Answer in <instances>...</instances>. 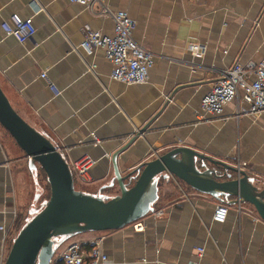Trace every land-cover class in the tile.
<instances>
[{
  "label": "crops",
  "instance_id": "crops-1",
  "mask_svg": "<svg viewBox=\"0 0 264 264\" xmlns=\"http://www.w3.org/2000/svg\"><path fill=\"white\" fill-rule=\"evenodd\" d=\"M100 1L134 19V39L153 54L145 81L112 79L102 49L87 52L80 45L87 28L111 34L110 16L69 0H0V87L68 162L84 154L95 160L80 189L104 197L118 193L111 154L142 127L115 157L122 175L184 145L238 165L253 184L264 186V111L237 113L247 104L235 99L218 115H196L221 69L264 53V0ZM12 13L34 24L24 42L1 27ZM190 43L204 45L203 53L193 56ZM9 138L0 125V264L17 229L43 202L33 195L41 191L38 168L14 140L17 152L7 145ZM157 183L152 210L139 218L142 229L129 223L84 231L59 243L60 249L99 238L107 256L102 264H143L142 258L149 264H264V220L249 203L215 198L170 174L159 175ZM217 205L227 208L223 221L213 218Z\"/></svg>",
  "mask_w": 264,
  "mask_h": 264
},
{
  "label": "water",
  "instance_id": "water-1",
  "mask_svg": "<svg viewBox=\"0 0 264 264\" xmlns=\"http://www.w3.org/2000/svg\"><path fill=\"white\" fill-rule=\"evenodd\" d=\"M0 125L32 162L44 171L49 195L18 229L5 254L3 264H50L56 246L84 231L119 228L152 210L158 177L173 175L190 187L215 198L232 196L234 202L249 203L264 220V186L252 183L247 172L223 160L204 155L184 145L173 146L120 174L116 155L111 154L118 193L104 197L74 186L67 160L50 139L23 119L0 87ZM133 176L127 185L124 179Z\"/></svg>",
  "mask_w": 264,
  "mask_h": 264
},
{
  "label": "built area",
  "instance_id": "built-area-1",
  "mask_svg": "<svg viewBox=\"0 0 264 264\" xmlns=\"http://www.w3.org/2000/svg\"><path fill=\"white\" fill-rule=\"evenodd\" d=\"M69 1L86 6L95 14L111 17L113 23L111 34L87 28L80 43L87 52L97 47L102 49L104 57L111 64L110 77L127 84L145 81L153 62V54L134 39L132 30L135 21L128 12L125 9L111 10L100 0ZM1 27L18 42H24L35 31L30 17L23 18L16 13L3 20ZM188 49L197 57L203 53L204 45L190 43ZM40 75L45 74L42 72ZM49 85L58 93L59 90L53 88L51 83ZM235 99L247 104L246 108L238 106L237 113L256 114L264 111V53L256 60H247L243 63L234 61L221 69L210 88L201 97L196 115L199 119L204 118L206 114L218 115L226 104ZM94 161L87 154L67 161L74 182L76 180L85 183L91 179L90 168ZM161 212V209L155 210L156 214ZM226 212L227 208L224 205H217L213 213L214 220L223 221ZM132 225L135 230L143 228V223L139 219L133 221ZM99 241V238H95L89 247H84L79 241H70L57 254H53L49 263L57 261L61 264H102L107 260V256L101 251ZM197 250L200 252L202 247H198ZM142 262L149 264L146 258H142Z\"/></svg>",
  "mask_w": 264,
  "mask_h": 264
},
{
  "label": "rangeland",
  "instance_id": "rangeland-1",
  "mask_svg": "<svg viewBox=\"0 0 264 264\" xmlns=\"http://www.w3.org/2000/svg\"><path fill=\"white\" fill-rule=\"evenodd\" d=\"M9 140L10 141L8 142L7 145H9V147L12 148V149H14V150L16 149L17 150V148L15 147V145H13L14 144L13 140L11 138H9ZM30 164H32V162H30ZM35 167L38 168V170H37L38 173L36 172L37 175H35V176H36V181H40L41 191H40V193H37V191H35L33 195L37 196L36 197L37 199H41L42 201H44L48 197V195H49V185H48V182H47L46 175H45L44 171L39 167V165L37 163H35ZM74 186L76 188H78V189H80V188H83L84 189L85 188V184L79 183L76 180L74 182ZM18 229H17V231H18ZM17 231H16V233H17ZM11 241H12V239H11ZM11 241H10V243H11ZM10 243L7 244V250H8V247H9ZM60 247H62V246L59 245V244L56 246V248H55V254H57L59 252L58 249H60Z\"/></svg>",
  "mask_w": 264,
  "mask_h": 264
},
{
  "label": "trees",
  "instance_id": "trees-1",
  "mask_svg": "<svg viewBox=\"0 0 264 264\" xmlns=\"http://www.w3.org/2000/svg\"><path fill=\"white\" fill-rule=\"evenodd\" d=\"M126 184L127 185H130L131 184V182H126ZM153 205V204H152ZM82 245L84 246V247H89V245H90V243L88 242V243H82ZM55 253V252H54ZM53 264H61L60 262H54Z\"/></svg>",
  "mask_w": 264,
  "mask_h": 264
}]
</instances>
